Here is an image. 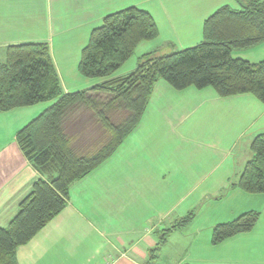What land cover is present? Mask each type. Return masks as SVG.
Here are the masks:
<instances>
[{"label": "crops", "instance_id": "0c3cea01", "mask_svg": "<svg viewBox=\"0 0 264 264\" xmlns=\"http://www.w3.org/2000/svg\"><path fill=\"white\" fill-rule=\"evenodd\" d=\"M250 1L0 0V62L10 45L49 43L65 91H76L103 81L83 77L78 63L106 15L137 6L154 17L159 35L139 44L138 60L197 45L219 7L241 9ZM232 55L264 61V42ZM56 102L0 112V227L42 177L17 133ZM262 133L264 104L254 95L220 97L211 88L176 90L158 80L139 125L112 157L72 184L67 206L18 249V264H264V194L231 187ZM191 211L193 221L160 245ZM248 211L260 212L252 231L212 243L215 225Z\"/></svg>", "mask_w": 264, "mask_h": 264}, {"label": "trees", "instance_id": "16d2710c", "mask_svg": "<svg viewBox=\"0 0 264 264\" xmlns=\"http://www.w3.org/2000/svg\"><path fill=\"white\" fill-rule=\"evenodd\" d=\"M159 35L154 17L129 6L104 17L82 49L78 71L102 82L66 92L49 43L10 45L0 62V112L57 100L17 133L27 159L42 175L7 227H0V264H18V249L30 242L66 206L73 183L89 175L139 125L158 80L176 90L213 89L220 97L252 94L264 104V61L232 55L264 42V0L241 9L219 7L204 22L203 40L165 54L147 53L124 76L117 72L143 41ZM252 158L236 183L249 194H264V133L251 143ZM194 211L166 230L159 244L195 218ZM260 212L248 211L215 225L212 243L254 229ZM156 249V248H155ZM154 258V256H153Z\"/></svg>", "mask_w": 264, "mask_h": 264}, {"label": "rangeland", "instance_id": "374dc122", "mask_svg": "<svg viewBox=\"0 0 264 264\" xmlns=\"http://www.w3.org/2000/svg\"><path fill=\"white\" fill-rule=\"evenodd\" d=\"M239 50H241V49H239ZM137 64H138L137 53H135V55L124 65V67H122L123 68V69H121L122 71H118L117 74H121L124 71H130L131 72L132 70H134L137 67ZM97 79H99V80L103 79L104 80L105 78H97ZM158 263L159 264H170V262H167V260H166V262L163 261V262H158Z\"/></svg>", "mask_w": 264, "mask_h": 264}]
</instances>
